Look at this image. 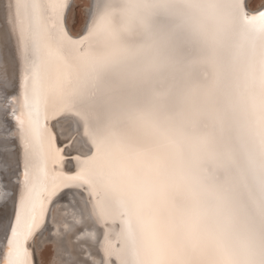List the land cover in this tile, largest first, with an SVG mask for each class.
Wrapping results in <instances>:
<instances>
[{
  "label": "snow or ice",
  "instance_id": "6c2138e0",
  "mask_svg": "<svg viewBox=\"0 0 264 264\" xmlns=\"http://www.w3.org/2000/svg\"><path fill=\"white\" fill-rule=\"evenodd\" d=\"M73 6L0 0L20 59L18 91H0V141L21 148L15 177L0 162V209L13 203L0 264H35L29 245L65 189L121 226L105 264H264V9L95 0L73 38ZM65 114L88 152L70 172L50 127Z\"/></svg>",
  "mask_w": 264,
  "mask_h": 264
},
{
  "label": "bare ground",
  "instance_id": "6f19581e",
  "mask_svg": "<svg viewBox=\"0 0 264 264\" xmlns=\"http://www.w3.org/2000/svg\"><path fill=\"white\" fill-rule=\"evenodd\" d=\"M76 0H73V4ZM258 7H252L248 0L249 12H256L264 7V0ZM95 0H87V14L83 26L75 29L74 16L70 10L66 13V27L73 38H79L89 19V13ZM20 77V59L15 42L9 37L3 26L0 13V91L7 89L8 94L18 91ZM9 127L14 129V123L9 121ZM50 127L56 134L58 147L64 149L67 157L64 161V171H74L75 156L88 154L87 146L80 135V128L74 117L65 114L58 121H51ZM13 152H0V162L7 163L10 172L15 177L21 170V148L19 140H13ZM8 147L7 142L0 141V148ZM13 199L18 195L19 185L9 186ZM48 224L37 233L29 247L33 251L35 264H105L104 247L106 240L119 247V223H101L92 211L91 203L86 195L76 189H65L52 203ZM50 209V208H49ZM13 214V203L9 201L0 210V221H10ZM46 223V224H47ZM42 232V233H41ZM43 247V248H42ZM0 248H2V233H0ZM50 249L49 255L47 251ZM115 264V261H113Z\"/></svg>",
  "mask_w": 264,
  "mask_h": 264
},
{
  "label": "rangeland",
  "instance_id": "374dc122",
  "mask_svg": "<svg viewBox=\"0 0 264 264\" xmlns=\"http://www.w3.org/2000/svg\"><path fill=\"white\" fill-rule=\"evenodd\" d=\"M259 2L261 3L262 1L261 0H249V3L251 4L252 7H258ZM71 12L74 16L73 25L75 26V29L81 28L83 26V23L85 21L86 14H87V0H76L74 2V6L71 7ZM4 91L9 93L7 89H5ZM7 146L11 147L8 143H7ZM49 226L50 225L47 223L42 232H44ZM49 252H51L50 249H48L47 251V256L49 255Z\"/></svg>",
  "mask_w": 264,
  "mask_h": 264
}]
</instances>
